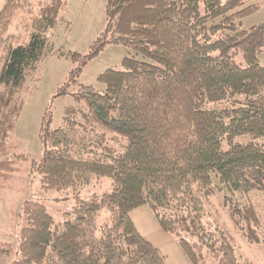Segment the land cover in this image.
<instances>
[{
  "label": "trees",
  "instance_id": "1",
  "mask_svg": "<svg viewBox=\"0 0 264 264\" xmlns=\"http://www.w3.org/2000/svg\"><path fill=\"white\" fill-rule=\"evenodd\" d=\"M3 1L0 181H9L15 160H27L9 156L7 145L22 110L19 94L51 51V31L65 2L37 0L36 11L35 0ZM245 1L107 0L105 29L86 55L69 54L78 66L60 95L107 45L135 54L119 70L98 76L103 91L79 86L72 94L76 105L65 109L57 129H51V114L43 115L45 154L32 166L45 191L77 193L96 177L112 179L110 192L77 199L58 224L44 204L26 201L12 264H166L130 217L146 204L160 228L177 237L190 264H251L208 212L224 216L248 244L259 243L254 207L234 199L264 193V66L258 61L264 23L239 28L255 11L239 9ZM17 10L34 16L25 19L27 40L14 45L8 29ZM238 54L244 66L235 61ZM244 136L247 142L238 141ZM109 140L123 141L120 149ZM102 212L107 221L98 225Z\"/></svg>",
  "mask_w": 264,
  "mask_h": 264
},
{
  "label": "rangeland",
  "instance_id": "2",
  "mask_svg": "<svg viewBox=\"0 0 264 264\" xmlns=\"http://www.w3.org/2000/svg\"><path fill=\"white\" fill-rule=\"evenodd\" d=\"M64 2L65 6L59 14L57 26L51 31L49 41L51 51L19 94L22 110L7 140L9 156L23 155L27 160L13 158L16 173L9 181H0V264H12L19 257V232L24 226L22 210L26 201L44 204L47 212L58 224L68 219V213L74 208L77 199L100 198L110 192L112 185L111 178L92 177L91 182L79 188L77 193L45 191L42 189L38 170L32 166L33 162L39 163L45 154L39 138L43 115L49 112L51 129H57L62 124L65 109L76 105L72 94L78 91L79 86H91L98 92L103 91L105 87L98 81V76L107 69L119 70L122 60L135 54L128 46L107 45L95 59L83 67L75 83L66 87L67 94L60 95L69 74L78 66L69 54L86 55L92 43L105 29L107 0H64ZM32 4L37 11L38 1L35 0ZM3 6L4 1L0 0V12ZM247 6H254L255 11L241 19L239 28L243 30L264 23V0H246L239 9ZM31 16L34 14L17 10L8 29V34L14 36L11 41L14 45L27 40L29 30L25 19L28 20ZM5 47L6 43L0 40V66ZM235 61L242 66L245 65L241 54L236 56ZM258 61L264 66V52L258 54ZM238 139L241 142L249 140L246 136ZM120 142L123 141L109 140L107 144L120 149ZM234 199L242 205L254 207L260 222V227L257 229L258 244H248L234 231L231 223L224 216L223 219H216L213 209L208 207L209 220L214 224L218 223L219 228L235 246L241 260L251 264H264V193L253 191L248 195H236ZM220 201L221 198L215 197L213 205L223 213ZM130 217L139 233L165 258L166 264H190L182 252L177 237L160 228L149 205L133 210ZM106 221V213H100L97 224L102 225Z\"/></svg>",
  "mask_w": 264,
  "mask_h": 264
}]
</instances>
